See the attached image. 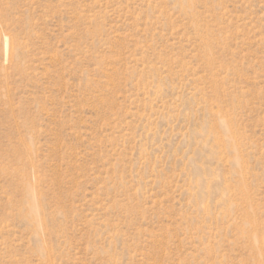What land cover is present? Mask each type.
<instances>
[{"label": "rangeland", "instance_id": "obj_1", "mask_svg": "<svg viewBox=\"0 0 264 264\" xmlns=\"http://www.w3.org/2000/svg\"><path fill=\"white\" fill-rule=\"evenodd\" d=\"M0 264H264V0H0Z\"/></svg>", "mask_w": 264, "mask_h": 264}]
</instances>
